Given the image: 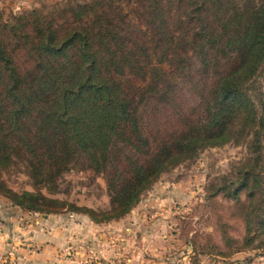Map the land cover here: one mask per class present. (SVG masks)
<instances>
[{"label":"trees","instance_id":"obj_1","mask_svg":"<svg viewBox=\"0 0 264 264\" xmlns=\"http://www.w3.org/2000/svg\"><path fill=\"white\" fill-rule=\"evenodd\" d=\"M263 71L264 0L65 2L12 20L0 12V172L21 163L34 188L0 180V192L32 212L119 220L172 168L246 142L253 155L238 185L217 191L235 202L246 192L251 246L264 237ZM182 80L195 100L183 98ZM76 170L104 179L109 208L54 197Z\"/></svg>","mask_w":264,"mask_h":264},{"label":"rangeland","instance_id":"obj_2","mask_svg":"<svg viewBox=\"0 0 264 264\" xmlns=\"http://www.w3.org/2000/svg\"><path fill=\"white\" fill-rule=\"evenodd\" d=\"M83 1L91 0H0V12L12 20L35 8L48 12ZM258 83L256 95L264 93V71ZM181 86L184 99H196L189 81ZM252 155L246 142L204 149L164 173L130 213L109 222L76 211L32 212L0 192V264H264V237L256 234L244 245L246 192L240 202L218 192L238 185ZM0 180L16 191L34 189L21 163L1 170ZM54 197L110 207L107 185L92 171L66 173Z\"/></svg>","mask_w":264,"mask_h":264}]
</instances>
